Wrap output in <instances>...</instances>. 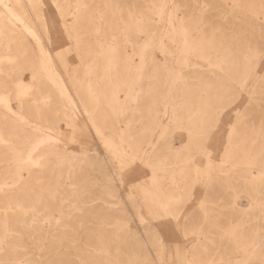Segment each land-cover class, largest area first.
Here are the masks:
<instances>
[{
	"label": "rangeland",
	"instance_id": "1",
	"mask_svg": "<svg viewBox=\"0 0 264 264\" xmlns=\"http://www.w3.org/2000/svg\"><path fill=\"white\" fill-rule=\"evenodd\" d=\"M18 1L21 6L17 0H0V42L3 46H11V49L0 52V175L4 174L2 169L7 165L18 168L24 186L29 190L19 192V196L14 197L16 189H13V196L7 197L6 186H0V221L4 214H10L17 207L25 213L24 220L21 219L10 230L12 232H7L11 238L0 244L1 263L18 264L20 260L19 264H46L43 256L45 246L57 241V234L64 233V238L67 237L69 242L76 240L75 221L66 222L69 227L54 230L44 220L38 231L33 229L36 222L40 224L35 218L38 215L41 217L43 208L47 206L54 210L52 216L58 224L60 213L57 210L74 216L77 213L78 191L83 189L86 192L82 200L88 198L91 190L97 189L95 184L93 186L95 178L106 172L113 177L112 186L116 196L106 202L97 199L85 206L95 207L98 213L103 210L101 214L105 217L107 214L118 216V228L112 226L111 231L115 228L120 233L127 231L132 235L128 237L129 241L143 242L148 255L143 264H261L264 261V238L259 240L255 234L264 233V0H166V5L162 7L164 10L159 6L160 0ZM20 7H24L23 14ZM8 9L16 17L9 16ZM23 23L31 26L35 37L27 33ZM153 24L156 30L154 35L150 33ZM125 34L127 37H124ZM36 40L52 59L53 69L61 77L74 103L71 112L74 115L69 123L53 116L55 100L52 102V98L42 93L43 87L33 85L31 74L36 70L41 73L38 70L40 58ZM56 45L60 58L53 49ZM79 45L83 48L80 52L82 55L77 51ZM163 49L164 54L161 52ZM85 55L86 58H83ZM84 61L83 79L86 78L82 87L87 90H83L87 112L70 80L76 71L80 76ZM113 61L116 66L111 63ZM138 62H150L144 75V69L143 72L142 69H139L141 72L135 69ZM16 69L21 72L18 73ZM134 71L142 73L139 90H143V93L140 91L137 101L130 102L131 105L129 103L130 108H134L131 116L115 123L124 99L122 91L127 89V85H118L119 89L124 86L120 91L117 86H112L113 74L120 73L127 81L132 79ZM48 78L43 77L42 80ZM18 79L22 82L20 85H17ZM24 87H27L28 96ZM52 88L50 86L49 91L56 95ZM113 90L117 91L116 94ZM114 95L119 98V103L112 100ZM19 100H23V109L18 107ZM30 103L33 115L27 110ZM7 107H10V115ZM154 109L158 112V119L154 121L158 123V128L151 133ZM21 114L25 125L14 121ZM216 117L217 121L212 126ZM126 120L135 131L130 137L124 131ZM116 126L123 130L122 139L113 131ZM204 126L210 130L207 138ZM10 128L12 132L9 133ZM34 128L39 131L34 132ZM27 129H33V132ZM231 129L233 131L230 132ZM139 135L145 138V142L138 150L133 148L132 143ZM205 138L206 141L203 140ZM147 141L155 143L157 147L152 153L151 146H146ZM109 143L116 147L115 150ZM160 144L171 145L172 152L162 151ZM229 145L233 153L225 163L223 155ZM140 148H145L144 152L141 150L143 156L140 155ZM54 151H63L69 156L63 160ZM156 154H159L157 158ZM92 157L99 161L102 159L101 162L105 164L102 169L92 164ZM18 158L19 161L16 160ZM149 158L153 161V172L147 165ZM252 160H256L257 167L249 165ZM11 161L15 162L14 165ZM207 162L210 165L208 171L202 169V172H196L192 167L198 164L202 168ZM65 175L69 179H64ZM151 189L166 206L167 216L149 212L148 206L153 208V203L149 202L148 193L143 192ZM15 198L36 200V210L31 208L32 204L21 203ZM84 214L89 218V214ZM88 225L92 227L94 224L90 221ZM153 232L162 243V253L153 242ZM79 237L83 242L81 235ZM16 241L19 243V248L15 249L18 255L12 256L11 245ZM252 242L256 246L253 251L250 249ZM248 248L251 253H248ZM192 249H195V261H192L190 253ZM206 249L208 251H204ZM11 250L12 254L8 256ZM63 251L68 252V264H82L78 263L71 250ZM204 252L210 254V263L199 256ZM143 253L140 252L142 256ZM48 254L51 256V251ZM84 255L88 261L86 264H101L98 255L87 252ZM111 258L112 264L140 262L133 259L131 250L125 245H121Z\"/></svg>",
	"mask_w": 264,
	"mask_h": 264
},
{
	"label": "bare ground",
	"instance_id": "2",
	"mask_svg": "<svg viewBox=\"0 0 264 264\" xmlns=\"http://www.w3.org/2000/svg\"><path fill=\"white\" fill-rule=\"evenodd\" d=\"M81 1V0H80ZM79 1V2H80ZM83 1V0H82ZM81 1V2H82ZM170 1H172V0H170ZM5 2V1H4ZM7 2V1H6ZM64 2V1H63ZM78 2V1H77ZM17 3H18V5L19 6H21L20 5V3H19V1L17 0ZM1 4H3V3H1ZM65 4V3H64ZM71 4V3H70ZM75 4H77L76 2H75ZM68 5V4H67ZM80 5V4H79ZM164 5H166V0H160L159 1V6H160V8H162V7H164ZM77 6H78V4H77ZM77 6H75V7H77ZM88 7V6H87ZM21 8V14H23L22 13V10H23V12H24V7H20ZM85 8V7H84ZM159 8V9H160ZM80 9V8H79ZM87 10V9H86ZM145 10V9H144ZM162 10H164L163 8H162ZM8 11V15L10 16L11 15V17L12 16H15L16 17V14L15 13H13V11H11V9L9 10H7ZM159 11V10H158ZM149 12V11H148ZM147 12V13H148ZM92 13V12H91ZM134 13V12H133ZM153 13V12H152ZM170 13V12H169ZM172 13V12H171ZM77 14V13H76ZM83 14V13H82ZM78 15V14H77ZM130 15V14H129ZM150 15V14H149ZM152 15V14H151ZM159 15V14H158ZM176 15V14H175ZM62 16V15H61ZM28 17V16H27ZM167 17H168V15H167ZM170 17H171V15H170ZM98 18H99V16H98ZM162 18V17H161ZM100 19H101V17H100ZM159 19V18H158ZM168 19V18H167ZM84 20V19H83ZM111 20V19H110ZM138 20V19H137ZM141 20H142V18H141ZM170 20H171V18H170ZM170 20H169V23H172V22H170ZM9 21V20H8ZM10 22V21H9ZM132 22V21H131ZM142 22V21H141ZM166 22H167V20H166ZM151 23V22H150ZM153 23V22H152ZM20 24H22V23H20ZM104 24V23H103ZM10 25V24H9ZM129 25V24H128ZM127 25V26H128ZM167 25V24H166ZM24 28H26L25 30L27 31V33H29L30 35H32V36H36V33L30 28L31 26L30 25H28V24H24L23 23V25H22ZM116 26V25H115ZM133 26V25H132ZM143 26V25H142ZM15 27V26H14ZM21 27V26H20ZM129 27V26H128ZM144 27V26H143ZM151 27H152V31L150 32V33H153V35H154V33H156L155 31L156 30H154V28H155V24H153V25H151ZM127 28V27H126ZM126 28H124L125 30H127ZM137 28V27H136ZM138 28H140L139 26H138ZM142 28V27H141ZM170 28V27H169ZM22 29V28H21ZM83 29V28H82ZM100 29V28H99ZM23 30V29H22ZM81 30V29H80ZM98 30V29H97ZM124 30V31H125ZM138 30V29H137ZM136 30V31H137ZM116 31H117V29H116ZM129 31H130V29H129ZM129 31L127 32L128 33V35H129ZM142 31H144V30H142ZM147 31V30H146ZM145 31V32H146ZM25 32V31H24ZM99 32V31H98ZM110 32V31H109ZM121 32V31H120ZM117 33V32H116ZM140 33H143V32H141L140 31ZM139 33V34H140ZM147 33V32H146ZM162 34V33H161ZM105 35V34H104ZM144 35H147V34H144ZM170 35V34H169ZM122 36V35H121ZM139 36V35H138ZM171 36V35H170ZM191 36V35H190ZM33 37V38H34ZM124 37H127V35L125 34V36ZM140 37V36H139ZM155 36H153V37H151V38H154ZM161 38H162V36H160ZM168 37V36H167ZM120 38V37H119ZM131 37H129V39H130ZM146 38H147V36H146ZM151 38H150V40H151ZM128 39V38H127ZM163 39V38H162ZM187 39H189L188 37H187ZM149 40V41H150ZM4 41V40H3ZM10 41V40H9ZM55 41V40H54ZM147 41V40H146ZM162 41V40H161ZM189 41H191V39H189ZM13 42V41H12ZM116 42V41H115ZM130 42V41H129ZM10 44H11V42H9ZM15 43V42H14ZM14 43H12V44H14ZM36 43H37V52L39 53L38 55H39V69L38 70H40V72L41 73H39V71L37 72V70H36V72L35 73H32L31 74V76H32V78H33V81H34V83H33V85L34 86H40V88L41 87H43V91H42V93H45V94H47L50 98H52V102L55 100V102H56V104H54L53 106H54V108H55V112L53 113V116L54 117H58L59 119H61L62 121H64V122H66V123H69L70 122V119L73 117V113H71L72 112V108H73V105H74V103H73V101H72V99H71V97H70V95H69V93H68V91H67V88H66V86H65V84H64V82L62 81V79H61V77L58 75V73H57V71L55 72V70L53 69V67H54V65H53V61H52V59L48 56V53H47V51L41 46V44L39 43V41L38 40H36ZM51 43V42H50ZM54 43V42H53ZM96 43H98V41L96 42ZM160 43V42H159ZM4 44H6V43H4ZM8 44V43H7ZM9 44V45H10ZM56 44V43H55ZM100 44V43H99ZM114 44V43H113ZM116 44H117V42H116ZM147 44V43H146ZM151 44V43H150ZM51 45H52V43H51ZM129 45V44H128ZM132 45V44H131ZM136 45V44H135ZM15 47H17L16 45H14ZM107 46V45H106ZM117 46V45H116ZM159 46V45H158ZM191 46V45H190ZM189 46V47H190ZM58 45H56L53 49H54V51H55V53L57 54V56L59 55V51H58ZM119 47V46H118ZM131 47V46H130ZM129 47V48H130ZM107 48V47H106ZM110 48H113V47H110ZM116 48V47H115ZM114 48V49H115ZM146 48V47H145ZM8 49H11V46H7L6 47V45H2L1 44V42H0V52H2L3 50H8ZM109 49V48H108ZM118 49V48H117ZM158 49V48H157ZM161 49V48H160ZM192 49V48H191ZM29 50V49H28ZM82 50H83V48L79 45V46H77V51L80 53V52H82ZM107 50V49H106ZM122 50H124V49H122ZM162 50V49H161ZM30 51V50H29ZM85 51H86V49H85ZM107 51H109V50H107ZM117 51H119V50H117ZM146 51V50H145ZM9 52H10V50H9ZM31 53L33 52L32 50L30 51ZM112 52H114V51H112ZM143 51H141L140 53L141 54H144V53H142ZM162 52V54H164V49H163V51H161ZM171 53H172V51H170ZM180 52V51H179ZM183 52V51H182ZM181 52V53H182ZM4 53V52H3ZM108 53V52H107ZM124 53H125V51H124ZM81 55H82V53H80ZM84 54H88V53H85L84 52ZM106 54V53H105ZM104 54V55H105ZM118 54V53H117ZM131 54V53H130ZM134 54V53H133ZM43 55H45V56H43ZM108 55H110V53L108 54ZM113 55H114V53H113ZM128 55V54H127ZM135 55V54H134ZM8 56V55H7ZM86 56L87 55H85V57H83V58H86ZM111 56V55H110ZM109 56V57H110ZM115 56H117V55H115ZM119 56V55H118ZM125 56V55H124ZM141 56V55H140ZM143 56V55H142ZM1 57H3L2 55H1ZM23 57V56H22ZM59 57V56H58ZM107 57V56H106ZM113 58H114V56H112ZM127 57V56H126ZM131 57H132V54H131ZM145 57H146V55H145ZM196 57V56H195ZM199 57V56H198ZM60 58V57H59ZM140 58H142V57H140ZM16 59V58H15ZM118 59V58H117ZM130 59V58H129ZM129 59H127V60H129ZM144 59V58H143ZM198 59V58H197ZM44 60V61H43ZM94 60V59H93ZM109 61H110V58L108 59ZM11 61H14V60H11ZM106 61V60H105ZM117 61V60H116ZM115 61V62H116ZM123 60H121V62H122ZM141 61V60H140ZM128 62H131L130 60L128 61ZM144 62V61H143ZM143 62H138L139 64L135 67V69L136 70H139V69H142L141 71L143 72V69H144V72H143V75H144V73H145V70L147 69L146 68V66H148L149 64H150V62H146V64L145 63H143ZM187 62V61H186ZM3 63V62H2ZM106 63V62H105ZM108 63V62H107ZM111 63H113L114 64V66H116V63H114V61L113 62H111ZM110 63V64H111ZM124 63V62H123ZM152 63V62H151ZM188 63V62H187ZM187 63H185L186 64V66L188 67V64ZM15 64V63H14ZM195 64V63H194ZM16 65V64H15ZM105 65V64H104ZM108 65V64H107ZM62 66H63V64H62ZM87 66V65H86ZM117 66H119V63H118V65ZM124 66V65H123ZM130 66V65H129ZM128 66V67H129ZM185 66V65H184ZM11 67V66H10ZM27 67V66H26ZM113 67V66H112ZM111 67V68H112ZM15 68V67H14ZM16 68H18L17 67V65H16ZM64 68V67H63ZM126 67H124V69H125ZM130 68V67H129ZM138 68V69H137ZM146 68V69H145ZM158 69H160V67H157ZM10 69V68H9ZM85 61L83 62V67H82V69H81V71H79L80 72V76H78V74H77V71L76 72H74L73 74H72V77H71V83L75 86V90H76V92H77V95H78V97H79V100H80V102H81V104H82V106H83V108H84V110L86 111V104H85V100H86V97H85V94L83 93V84H84V80H85V78L83 79V75L85 74ZM122 69V68H121ZM14 70V69H13ZM18 69H16V71H17ZM108 70V69H107ZM111 71H112V69H110ZM116 70V69H115ZM161 70V69H160ZM10 71V70H9ZM20 71V70H19ZM19 71H17L18 73H19ZM129 71V70H128ZM140 71V70H139ZM139 71H134L135 73L133 74V75H131L132 76V79L130 78V79H126L127 81H125L124 80V78L121 76V74L120 73H114L113 74V76H114V80H113V84H111L112 86H117L116 88L120 91V89L121 88H123L125 85H127V89L126 90H124V91H122V92H124V99L122 100V103H121V111L119 110V112H117L116 114V116H117V122H115V123H118V122H120L121 121V119H125V118H128L129 116H131V113H133V111H134V108H130V106H129V103L130 102H134L137 98H139V96H138V94H139V92L141 91V90H139V86L141 85V75H142V73H140ZM21 72V71H20ZM87 72V71H86ZM89 72V71H88ZM108 72V71H107ZM114 72V71H113ZM127 72V71H126ZM150 72V71H149ZM12 74H13V72H11ZM152 73V72H151ZM90 74V73H89ZM109 74V73H108ZM149 74V73H148ZM147 74V75H148ZM20 75V74H19ZM102 75V74H101ZM155 75V74H154ZM6 76V75H5ZM21 76V75H20ZM47 76V77H46ZM103 76V75H102ZM111 76H112V74H111ZM126 76V75H125ZM8 77H10V75L8 76ZM43 77H45V79L46 78H48V77H50V78H48L47 80H42V78ZM108 77H110L109 75H108ZM143 77V76H142ZM179 77V76H178ZM177 77V78H178ZM88 78V77H87ZM102 78V77H101ZM111 78H113V77H111ZM126 78V77H125ZM129 78V77H128ZM147 78V77H146ZM153 78V77H152ZM151 78V79H152ZM163 79V78H162ZM69 80V81H70ZM87 80V79H86ZM144 80H145V78H144ZM146 80H149L148 78L146 79ZM145 80V81H146ZM154 79H152V81H153ZM179 80V79H178ZM32 81V82H33ZM110 81V80H109ZM142 81H143V79H142ZM165 81L166 80H164L163 81V83H165ZM17 82H18V84L17 85H20V83H22V82H20V80L18 79L17 80ZM96 82V81H95ZM150 82V81H149ZM235 82V81H234ZM239 82V81H238ZM12 83V82H11ZM14 83H16V82H14ZM87 83V82H86ZM92 83V82H91ZM109 83V82H108ZM111 83V82H110ZM123 83V87L122 86H120V89H119V86L118 85H120V84H122ZM124 83H126V84H124ZM88 84V83H87ZM86 84V85H87ZM149 84V83H148ZM85 85V86H86ZM109 85V84H108ZM107 85V86H108ZM160 85V84H159ZM165 85H166V83H165ZM243 85V84H242ZM13 86H15V85H13ZM51 86V88L53 87L54 88V92H55V94L56 95H53L50 91H49V87ZM84 86V87H85ZM18 87V86H17ZM28 87V86H27ZM27 87H24V88H26L25 90H26V95H27V93H28V91H27ZM165 87V86H164ZM21 88V87H20ZM23 88V89H24ZM52 88V89H53ZM87 88V87H86ZM149 88V87H148ZM18 89H19V87H18ZM22 89V88H21ZM29 89V88H28ZM32 89V88H31ZM35 89V88H34ZM38 89V88H37ZM89 89H90V87H89ZM113 89V88H112ZM115 89V88H114ZM124 89V88H123ZM14 90H16V89H14ZM20 90V89H19ZM30 90V89H29ZM18 91V90H17ZM24 91V90H23ZM32 91V90H31ZM30 91V92H31ZM84 91H87V90H84ZM91 91V90H90ZM103 92H104V90H102ZM108 91V90H107ZM112 91V90H111ZM110 91V92H111ZM115 90H113V92H114ZM143 91V90H142ZM141 91V93H143ZM155 91V90H154ZM16 92V91H15ZM19 92V91H18ZM21 92V91H20ZM36 93H38L37 91H35ZM116 92L117 91H115V94H116ZM23 93V92H22ZM88 93V92H87ZM95 93V92H94ZM99 93V92H98ZM119 93V92H118ZM121 93V92H120ZM144 93H147L146 91L144 92ZM150 93V92H149ZM204 93V92H203ZM16 94V93H15ZM92 94V93H91ZM34 95H35V93H34ZM41 95V94H40ZM94 95V94H93ZM112 95V94H111ZM142 95V94H141ZM147 95V94H146ZM28 96V95H27ZM46 96V95H45ZM88 96H89V94H88ZM110 96V95H109ZM138 96V97H137ZM15 97H16V95H15ZM14 97V98H15ZM35 97V96H34ZM113 97V96H112ZM114 97H115V95H114ZM32 98V97H31ZM42 98V97H41ZM44 98V97H43ZM42 98V99H43ZM92 98V97H91ZM111 98V97H110ZM15 99H17V98H15ZM22 99V98H21ZM46 99V98H45ZM49 101H50V99L49 98H47ZM105 99V98H104ZM90 100V99H89ZM109 100V99H108ZM107 100V101H108ZM112 100H114V102H116V103H119V98H117V97H115V98H113ZM180 100V99H179ZM21 101H23V100H19L17 103H18V107L20 108V109H23V103L21 102ZM34 101H35V99H34ZM41 101V100H40ZM93 101V100H92ZM137 101V100H136ZM153 101V100H152ZM35 102H37V101H35ZM48 102V101H47ZM109 102V101H108ZM175 102V101H174ZM180 102V101H179ZM1 103V102H0ZM38 103H39V100H38ZM42 103V102H41ZM40 103V104H41ZM45 103V102H44ZM139 103V102H138ZM2 104V103H1ZM7 104V103H6ZM49 104V103H48ZM89 104V103H88ZM140 104V103H139ZM152 104V103H151ZM182 104V103H181ZM34 105V104H33ZM39 105V104H38ZM42 105V104H41ZM47 105V104H46ZM92 105V104H91ZM94 106H95V104H93ZM113 105V104H112ZM130 105H131V103H130ZM6 106H8V105H6ZM30 106V108H27V110L28 111H30V113H32V115H33V111H32V106H31V103L30 104H28L27 105V107H29ZM47 106H49V105H47ZM136 106V105H135ZM34 107H36V104L34 105ZM43 107V106H42ZM5 108V107H4ZM43 108H45V107H43ZM42 108V109H43ZM48 108V107H47ZM36 109L37 108H35V111H36ZM46 109V108H45ZM93 109V108H92ZM98 109V108H97ZM166 109V108H165ZM47 110V109H46ZM118 110V109H117ZM8 113H9V115L11 114L10 113V107H7V110H6ZM38 111H39V109H38ZM37 111V112H38ZM92 111V110H91ZM154 111V113H153V115H152V120H153V123H154V126H153V128L152 129H150L149 130V132H153L154 133V131H155V129H156V131H157V128H158V123L157 122H154V121H157V117H156V113H158V112H156V109H154L153 110ZM40 112V111H39ZM38 112V113H39ZM87 112V111H86ZM94 112V111H93ZM84 113V112H83ZM89 113H91V112H89ZM87 114V113H86ZM135 114V113H134ZM19 115V114H18ZM88 115V114H87ZM94 115V114H93ZM36 116H37V113H36ZM151 116V115H150ZM16 117V116H15ZM22 114L20 115V117H18V118H16V120H14V121H16L19 125H25L26 123L23 121V119H22ZM38 117V116H37ZM91 118V117H90ZM151 118V117H150ZM10 119V118H9ZM57 119V118H56ZM73 119V118H72ZM58 120V119H57ZM129 120V119H128ZM128 120H126L124 123H125V129H124V131L128 134V137H130L131 135H133V133H135V131L133 130L134 128H131L129 125H132V124H129V122H128ZM215 121H217V117L213 120V122H212V126H213V124H214V122ZM159 122V121H158ZM16 123V124H17ZM157 123V124H156ZM160 123V122H159ZM55 124V123H54ZM210 124V123H209ZM41 125V124H40ZM160 125V124H159ZM174 126V125H173ZM190 126V125H189ZM211 126V127H212ZM12 128V127H11ZM9 129V133L10 132H12V129ZM27 128V127H26ZM29 128V127H28ZM39 128V127H38ZM114 128V132L116 133V134H118V136H119V138L120 139H122V133H123V130L119 127L118 128V126H116V127H113ZM167 129H168V127H166ZM175 128V127H174ZM204 128L206 129V131L204 132V134H207L206 135V138L208 137V134L210 133V130L208 129L207 130V128H206V126H204ZM28 130V129H27ZM42 130V129H41ZM161 130V129H160ZM164 130V129H163ZM162 130V131H163ZM28 131H30V130H28ZM36 131H39V130H35V128H34V132H36ZM231 131H233L232 129L230 130V132ZM30 132H33V129H32V131H30ZM43 133V132H42ZM32 134V133H31ZM164 134V132L162 133V135ZM221 135V134H220ZM46 137V136H45ZM42 138V137H41ZM206 138L205 139H203L204 141H206ZM38 139V138H37ZM53 139V138H52ZM135 140H134V142L133 141H131V142H133L132 143V145H133V148L134 149H138L139 147H140V145L143 143V141H144V137H142L141 135H139L137 138H134ZM3 140V139H2ZM40 140V139H39ZM48 140V139H47ZM50 140V139H49ZM222 140V139H221ZM52 141V140H51ZM53 141H55L54 139H53ZM47 142V141H46ZM113 142V141H112ZM145 142V141H144ZM167 142V141H166ZM50 143V142H49ZM53 143V142H52ZM107 143V142H106ZM105 143V144H106ZM114 143V142H113ZM221 143V142H220ZM109 144H112V143H109ZM115 144V143H114ZM121 144H122V142H121ZM34 145V144H33ZM45 145V144H44ZM43 145V146H44ZM205 145V144H204ZM56 146V145H55ZM113 146V147H112ZM112 148H114L115 146L112 144ZM146 146H148V148H149V146H151L150 148H151V153L157 148L156 147V145H155V143L154 144H152L151 142H146ZM160 146H161V148H162V151H165V152H168V151H171V150H173L172 148L173 147H171V145H167V144H160ZM5 147V146H4ZM11 147V146H10ZM107 147V146H106ZM111 147H109L110 149H111ZM176 147V146H175ZM229 148H228V150L224 153V155H223V162H227L228 160H229V158H230V155L233 153L232 152V148H231V146L229 145L228 146ZM8 148V147H7ZM52 148H53V146H52ZM116 148V147H115ZM115 148H114V150H115ZM118 148V147H117ZM147 148V149H148ZM161 148L159 149V152H161ZM196 148H198L197 146H196ZM202 148V147H201ZM11 149V148H10ZM145 148H140V153H141V150L143 151ZM31 150V149H30ZM58 150V149H57ZM113 150V149H112ZM111 150V151H112ZM139 150V149H138ZM197 150H199V148L197 149ZM10 151V150H9ZM24 151V150H23ZM29 151V150H28ZM109 151V150H108ZM54 152H56V154H58L63 160H67V157L69 156V155H66L65 153H63V151H54ZM144 152V151H143ZM172 152V151H171ZM175 152V151H174ZM248 152V151H247ZM8 153V152H7ZM21 153H23V152H21ZM151 153H149V154H151ZM176 153V152H175ZM174 153V154H175ZM11 154H15V153H11ZM10 154V155H11ZM18 154V153H17ZM27 154V153H26ZM65 154V155H64ZM143 153H141L140 155H142ZM166 154V153H165ZM214 154V153H213ZM159 155V154H158ZM158 155L156 154L155 156H156V158L158 157ZM15 156H16V154H15ZM62 156H64V157H62ZM67 156V157H66ZM143 156V155H142ZM249 156V155H248ZM17 157H18V155H17ZM20 157V156H19ZM26 157V156H25ZM66 157V158H65ZM72 157V156H71ZM146 157V156H145ZM168 157V156H167ZM41 158V157H40ZM86 158V157H85ZM172 158H174L173 156H172ZM176 158V157H175ZM247 158V157H246ZM14 159V158H13ZM91 160H93V165L95 166V167H97V168H100V169H102V166H104L105 164L104 163H102L101 162V160L99 161V160H96L95 159V157H92V158H90ZM16 160H18L19 161V158L18 159H16ZM15 160V161H16ZM33 160V159H32ZM35 160V159H34ZM63 160H61L62 162H63ZM174 160V159H173ZM14 161V160H13ZM36 161V160H35ZM57 161V160H56ZM9 162V161H8ZM7 162V163H8ZM24 163H25V161H23ZM79 162H81V160L79 161ZM3 163V162H2ZM11 164H13L14 165V163L15 162H13L12 163V161L10 162ZM16 163H17V161H16ZM18 163H20V162H18ZM67 163H70V161L69 162H67ZM105 163H106V161H105ZM178 163V162H177ZM256 160H252L251 162H250V166H252V167H257L256 166ZM1 164V163H0ZM9 164V163H8ZM174 164V163H173ZM29 165V164H28ZM80 165V164H79ZM147 165H148V167H150V168H152V167H154L153 166V161H152V159L151 158H149V160H147ZM182 165V164H181ZM198 165V164H197ZM197 165H195V164H193V169L196 171V172H202L203 170L202 169H205V171H208L209 170V167H210V165L208 164V162L206 163V165L204 166V167H202V168H200V167H198ZM16 166H17V164H16ZM59 166V165H58ZM78 166V165H77ZM165 166V165H164ZM174 166V165H173ZM234 166V165H233ZM26 167V166H25ZM159 167V166H158ZM169 167H171L170 165H169ZM168 167V168H169ZM178 167V166H177ZM237 167V166H236ZM23 168V167H22ZM42 168V167H41ZM78 168V167H77ZM165 168H167V167H165ZM181 168H183V165L181 166ZM247 168V167H246ZM21 169V168H20ZM71 169V168H70ZM69 169V170H70ZM242 169V168H241ZM68 170V171H69ZM179 171H180V168L178 169ZM243 170V169H242ZM2 171H3V175H0V186L2 187V185H4V186H6V195H7V197H10V196H13V189H16V193H15V196L14 197H18L19 196V192H22V191H26L27 189H28V187L26 186H24L25 185V182L22 180V176H21V174L19 173V170H18V168H16V167H14V166H8L7 165V167L5 168V169H2ZM77 171V170H76ZM195 171H194V173H195ZM245 171V170H244ZM152 172H153V168H152ZM182 172V171H181ZM259 172H261V171H259ZM258 172V173H259ZM74 173V172H73ZM176 173V172H175ZM234 173V172H233ZM264 173V172H263ZM58 174H60L59 172H58ZM67 174H69L68 172H67ZM179 174H180V172H179ZM181 175V174H180ZM200 176H201V174H199ZM205 175H206V173H205ZM252 175V174H251ZM73 176V175H72ZM112 176V175H111ZM210 177H212V176H210ZM91 178V177H90ZM113 178V177H112ZM112 178L106 173V172H104V173H102V174H100L98 177H96L95 178V180H94V182H93V186H97V189H96V191H92L91 190V192H90V194H89V197L88 198H86L85 200L83 199L82 200V198H83V196L85 195V190H83V189H80L79 191H78V193H77V197L78 198H76L77 200H76V207H75V210H76V214L74 215V216H71V215H69V214H64L65 212H63L62 210H57L59 213H60V217H59V219L58 220H60L59 222V224H58V222L53 218V216H52V213H53V211L54 210H52V209H50V208H48V206L45 208H43V214H42V216L40 217V215H38V216H36V218H35V220H37L38 221V223H40V224H37V222H36V226L33 228L34 230H41V228H40V226L39 225H42L41 223L45 220V222L47 221V223H48V225H49V227L50 228H52V229H54V230H57V229H59V228H65V227H69V225L68 224H66V222L68 223L69 221H75V223H76V226H77V231H76V235H77V239L76 240H74V241H72V242H69V240L67 239V237L66 238H64V235L62 234V233H59V234H57L58 235V237H59V239L57 240V241H55V242H51L52 244H48L47 246H45V253H44V257H45V260H44V262H46V264H68V258H67V254H68V252H64L63 251V249H67V250H71L73 253H74V255H75V257L79 260V262L78 263H82V264H86V263H88V261H87V258L85 257V253L87 252V253H92V255L93 256H96V255H98L99 256V258H100V260H101V264H112L111 263V255L113 254V253H117L118 252V250L121 248V245H125V247H128L130 250H131V253H132V257H133V259L134 260H140V262L139 263H132V264H143V262L145 261V259L147 258V253H146V250H145V245L143 244V242L142 241H129V239H128V237H130V236H132L130 233H128L127 231H124V232H121L120 233V230L119 229H117L118 227H117V221L119 220V218H118V216H115V215H108L107 214V216L105 217V216H103L102 214H101V212L103 211H101L100 213H98L97 212V209H95V207H93V208H90V207H88V206H85L88 202L90 203L91 201L93 202L94 200H97V199H99L101 202H106L109 198H113V197H115L116 196V191H115V189H114V186H112ZM151 178V177H150ZM153 178V177H152ZM151 178V179H152ZM60 179H61V177H60ZM64 179H69L68 178V176H64ZM182 179V178H181ZM195 179H196V177H195ZM215 179H216V177H215ZM113 180H115V179H113ZM208 180V179H207ZM231 180V179H230ZM98 181L100 182V184L98 185ZM256 181V180H255ZM50 182V181H49ZM68 182V181H67ZM9 183H11V185L10 186H8L9 185ZM37 183V182H36ZM69 184V183H68ZM95 184V185H94ZM154 184V183H153ZM71 185V184H70ZM69 185V186H70ZM252 185V184H251ZM64 186V185H63ZM74 186V185H73ZM73 186H71V188L73 187ZM155 186V185H154ZM80 187H81V185H80ZM70 188V187H69ZM74 188H76L75 186H74ZM73 188V189H74ZM155 188V187H154ZM1 189V188H0ZM59 189V188H58ZM5 190H1V191H5ZM29 190V189H28ZM43 190V189H42ZM70 190H72V189H70ZM52 191V190H51ZM164 191V190H163ZM48 192V191H47ZM70 192V191H69ZM89 192V191H88ZM165 192V191H164ZM41 193V192H40ZM71 193V192H70ZM75 193V192H74ZM143 193H148V195H149V202H151V203H153V208L151 207V206H148V210H149V212H151L152 214H154V215H162V216H167L168 214H167V211H166V206L163 204V203H161V201L159 200V198H157L158 197V195L156 196L155 195V191L153 190L152 191V189L151 190H144V192ZM161 194V193H160ZM29 195V194H28ZM1 196V195H0ZM53 196H55L54 194H53ZM70 196H71V194H70ZM75 196V195H74ZM166 196V195H165ZM28 197V196H27ZM60 197H61V195H60ZM72 197H73V194H72ZM91 198V199H90ZM69 199V198H68ZM67 199V200H68ZM90 199V201H88ZM15 200L16 201H19V202H26V203H28V205H30V204H32V206H31V208L33 209V210H36L35 208H34V205H35V203H36V200H28V201H25L26 199L25 198H21V199H19V200H17L16 198H15ZM73 200V199H72ZM63 201V200H62ZM74 201V200H73ZM166 201V200H165ZM66 202V201H65ZM91 202V203H92ZM133 202V201H132ZM11 203V202H10ZM9 203V204H10ZM38 203V202H37ZM60 203V202H59ZM62 203V202H61ZM8 204V203H7ZM6 204V205H7ZM129 204V203H128ZM65 205V204H64ZM73 205V204H72ZM91 205V204H90ZM148 205V204H147ZM13 206V205H12ZM71 206V205H70ZM107 206H109L108 204H107ZM107 206H105V207H107ZM16 207H17V205H16ZM114 207V206H113ZM62 207H60V209H61ZM111 208V207H110ZM22 209V208H21ZM20 208L18 209V207L16 208V210H15V208H14V210L15 211H12L10 214H4L3 215V217L1 218V221H0V244L1 243H4L5 242V240H7V239H9V238H11V236H9V235H7V232L8 231H10V230H13L15 227H16V225L21 221V219H23L24 218V216H25V213L21 210ZM115 209V208H114ZM11 210V209H10ZM32 210V211H33ZM92 210V211H91ZM116 210V209H115ZM3 211H5V212H7V210H4L3 209ZM3 211H2V213H3ZM28 211V210H27ZM39 210H37L36 212H38ZM90 211H91V213H90ZM105 211H106V209H105ZM109 211V210H108ZM41 212V213H42ZM84 213H87V214H89L88 215V217L89 218H86L85 216V214ZM32 214V213H31ZM81 214H83V215H81ZM179 214V213H178ZM8 215H10V216H8ZM12 215H15V217H11ZM2 216V215H1ZM31 217H33V215L31 216ZM32 219H34V218H31V220ZM24 220V219H23ZM85 220V221H84ZM167 220V219H166ZM61 221H63V223L61 224ZM92 222L94 225L91 227L90 225H88L89 224V222ZM97 221H99V223H97ZM145 221V220H144ZM24 222V221H23ZM29 222H31V224H32V221H29ZM163 222H168V221H163ZM171 222V221H170ZM35 223V222H34ZM34 223H33V225H34ZM44 223V222H43ZM121 223V222H120ZM169 223V222H168ZM231 223V222H230ZM28 224V223H27ZM122 224V223H121ZM158 224V223H157ZM171 223H169L168 225H170ZM23 225H25V224H23ZM124 225V224H123ZM123 225L121 226L122 228H123ZM31 226V225H30ZM112 226H114V227H117V228H115V230H114V228H113V230L114 231H111V227ZM157 226H159V225H157ZM44 227V226H43ZM153 227H154V225H153ZM160 227V226H159ZM175 227H176V225H175ZM27 228V227H26ZM71 228V227H70ZM73 228V227H72ZM162 228V227H161ZM20 229V228H19ZM121 229V228H120ZM232 229V228H231ZM62 230H64V229H62ZM73 230V229H72ZM118 230H119V232H118ZM122 230V229H121ZM227 230V229H226ZM46 231V230H45ZM71 231V230H70ZM173 231V230H172ZM10 232H12V231H10ZM9 232V233H10ZM14 232V231H13ZM20 232V231H19ZM28 232V231H27ZM30 232V231H29ZM63 232V231H62ZM174 232V231H173ZM17 233V232H16ZM15 233V234H16ZM22 233V232H21ZM44 233V232H43ZM46 233V232H45ZM256 233V232H255ZM15 234H11V235H15ZM18 234V233H17ZM47 234V233H46ZM45 234V235H46ZM153 235V242L155 243V245H156V247L159 249V251L162 253V251H163V247H162V243H161V241H160V239L157 237V235H156V233L155 232H153L152 233ZM44 235V236H45ZM74 235V234H73ZM79 235H81V237H82V239H83V242H81V238L79 237ZM256 235V237L259 239V240H261L262 238H264V233L263 234H255ZM16 236V235H15ZM14 236V237H15ZM18 236H19V234H18ZM23 236V235H22ZM47 236V235H46ZM17 237V236H16ZM50 237H52V235L50 236ZM122 237H124V238H122ZM45 238V237H44ZM53 238V237H52ZM18 239H20V237L18 238ZM22 239V238H21ZM258 239H257V242H258ZM17 240V239H16ZM43 240V239H42ZM46 241V240H45ZM144 241V240H143ZM208 241V240H207ZM248 241V240H247ZM47 242V241H46ZM251 242V241H250ZM92 243V244H91ZM144 243H146V242H144ZM209 243V242H208ZM207 243V244H208ZM255 243V242H254ZM71 244V245H70ZM194 244V243H193ZM251 243H249V245H250ZM147 245V244H146ZM248 245V244H247ZM257 245V244H256ZM1 246V245H0ZM251 247H250V249H251V251H253V248H255L256 246H255V244L253 245V242H252V244L250 245ZM253 246V247H252ZM51 247V248H50ZM147 247V246H146ZM17 248H19V243L16 241L15 243H13L12 245H11V249L13 250V255L12 256H15V255H18L17 253H15L16 251H15V249H17ZM22 248V247H21ZM43 248V247H42ZM148 248V247H147ZM242 248V247H241ZM245 248V247H244ZM48 249H50V250H48ZM219 249V248H218ZM249 249V248H248ZM250 249H249V251H248V253L250 252ZM0 250H1V247H0ZM12 250H11V253H8V256H10L11 254H12ZM19 250V249H18ZM22 250V249H21ZM21 250H20V252H21ZM195 250V249H194ZM193 249L190 251V253H191V255H192V261H195V260H197L196 258V256H195V251H194ZM243 250V249H242ZM23 251H25V250H23ZM50 251H51V256H49V254L48 253H50ZM144 252L143 253V256L140 254V252ZM204 251H208L207 249L206 250H204ZM245 251H247V250H245ZM39 252V251H38ZM1 253V252H0ZM235 253V252H234ZM251 253V252H250ZM3 254V253H2ZM125 254V253H124ZM123 254V255H124ZM209 255L210 254H208L207 252H204V254L202 255V253H199V256H202L203 258H205V260L206 261H208L209 263L211 262V259L212 258H210L209 257ZM251 255V254H250ZM249 255V256H250ZM90 256V255H89ZM97 256V257H98ZM242 256V255H241ZM240 256V257H241ZM246 256V255H245ZM245 256H243L244 258H245ZM150 257V256H149ZM213 257V256H212ZM219 257V256H218ZM228 257V256H227ZM227 257H225V258H227ZM230 257V256H229ZM248 257V256H247ZM24 258H26V257H24ZM28 258V257H27ZM224 258V259H225ZM253 258V257H252ZM252 258H250V259H252ZM7 259V258H6ZM29 259V258H28ZM127 259V258H126ZM162 259V258H161ZM217 259V258H216ZM223 259V258H222ZM223 259V260H224ZM235 259V258H234ZM238 259V258H237ZM263 259H264V257H263ZM263 259H261V260H263ZM18 260V259H17ZM16 260V261H17ZM22 261H23V259H21ZM113 260H114V257H113ZM128 260V259H127ZM160 260V259H159ZM189 260V259H188ZM253 260H254V258H253ZM260 260V261H261ZM115 261V260H114ZM213 261V260H212ZM238 261V260H237ZM11 262V261H10ZM19 263H20V260L18 261ZM17 262V263H18ZM117 262V261H116ZM149 262V261H148ZM233 262V261H232ZM241 262H243V261H241ZM0 263H1V261H0ZM2 263H5V262H2ZM1 263V264H2ZM6 263H7V261H6ZM16 263V262H15ZM14 263V264H15ZM18 263V264H19ZM155 263V262H154ZM229 263V262H228ZM234 263V262H233ZM239 263V262H238ZM91 264H96L95 262H93V263H91ZM239 264H241V263H239Z\"/></svg>",
	"mask_w": 264,
	"mask_h": 264
},
{
	"label": "snow or ice",
	"instance_id": "3",
	"mask_svg": "<svg viewBox=\"0 0 264 264\" xmlns=\"http://www.w3.org/2000/svg\"><path fill=\"white\" fill-rule=\"evenodd\" d=\"M261 264H264V261H262Z\"/></svg>",
	"mask_w": 264,
	"mask_h": 264
}]
</instances>
